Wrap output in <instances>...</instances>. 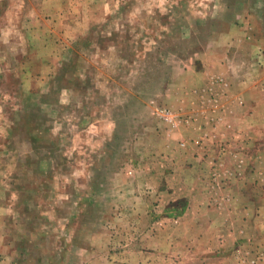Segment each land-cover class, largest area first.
Listing matches in <instances>:
<instances>
[{
	"label": "rangeland",
	"instance_id": "1",
	"mask_svg": "<svg viewBox=\"0 0 264 264\" xmlns=\"http://www.w3.org/2000/svg\"><path fill=\"white\" fill-rule=\"evenodd\" d=\"M207 118L264 128V0H0V264H166Z\"/></svg>",
	"mask_w": 264,
	"mask_h": 264
},
{
	"label": "crops",
	"instance_id": "2",
	"mask_svg": "<svg viewBox=\"0 0 264 264\" xmlns=\"http://www.w3.org/2000/svg\"><path fill=\"white\" fill-rule=\"evenodd\" d=\"M228 87L229 95L209 92L207 99L219 103L208 116L227 111L225 101L229 108H243L241 95ZM192 128L197 137L185 156L191 173L188 198L172 210L164 208L178 224L171 232H156L154 258L166 264H245L259 254L264 264V128L223 127L214 118ZM198 165H203V177ZM152 223L158 227L159 221Z\"/></svg>",
	"mask_w": 264,
	"mask_h": 264
},
{
	"label": "built area",
	"instance_id": "3",
	"mask_svg": "<svg viewBox=\"0 0 264 264\" xmlns=\"http://www.w3.org/2000/svg\"><path fill=\"white\" fill-rule=\"evenodd\" d=\"M256 262H258V257L252 258V259L250 260V263H251V264H256Z\"/></svg>",
	"mask_w": 264,
	"mask_h": 264
}]
</instances>
